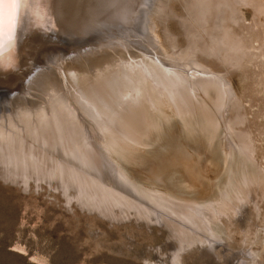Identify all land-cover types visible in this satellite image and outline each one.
I'll return each instance as SVG.
<instances>
[{
    "label": "bare ground",
    "instance_id": "6f19581e",
    "mask_svg": "<svg viewBox=\"0 0 264 264\" xmlns=\"http://www.w3.org/2000/svg\"><path fill=\"white\" fill-rule=\"evenodd\" d=\"M63 1L23 0L18 10L15 39L9 42L5 37L0 47V74L21 70L19 64L23 54L30 53L26 49L27 41L33 36V28L51 25L52 29L60 26L62 29H85V26L94 25L93 19L107 14L94 11V0H78L80 4L77 2L75 8L74 2H71L67 6L71 7L70 13L64 12L63 4L59 3ZM149 1L144 28L136 35L138 41L131 40L132 36H122L116 32L99 35L86 45L79 43L68 46L69 49L61 47L50 53L44 51L46 54L39 63L51 70L39 74L29 83L25 82L18 96L14 99L10 97L0 104V156L3 159L4 155L17 159L21 164L26 162L30 169L44 168L46 171L48 164L49 171L46 172L51 174L53 180L55 177V180L70 185V188H79L83 194L86 187H90V190L93 189L90 193L98 198L96 200L95 195H91L92 201H97L98 212L101 209L110 216L111 208L120 207L133 210L138 218L144 220L159 219L164 226L173 229L179 241V248H174L175 254L168 264H183L180 252L203 243L207 244L208 248L205 249L217 258H221V254L231 256L232 264L236 256L242 253L229 249L230 243L221 235V225L230 228L235 223L245 224L249 211L253 209L255 214L260 212V205L253 199L256 189L247 186L253 184L250 181L252 178H246L244 183L235 182L238 194L243 191L245 194L241 202H234L238 207L227 198L219 202L211 198L214 203L197 204L191 200H181L155 185L148 187L143 181V185L134 181L122 165L132 164L139 155L154 153L155 147L166 138V129L177 123L184 135L198 134V138L202 135L210 146H218L219 152H222L223 168L227 170L236 152L250 156L246 129L240 128L245 127L243 116L240 117L238 113L235 91L227 76L204 66L199 60L200 50L196 48L180 50L173 45L171 49H165L156 35L154 19L164 11L166 0ZM234 3L246 4L248 0H202L192 9L197 25L205 23L201 24L207 13L212 16L211 21L213 19L211 39L205 50L207 55L218 58L224 52V55H230L232 61L238 60L241 47L239 38L232 46L233 42H229L230 36L224 29L227 22L223 23L228 15L237 22L238 16L234 14L238 10ZM96 23L99 26L100 21ZM36 43H39L38 39ZM232 113L235 116L231 119ZM85 120L88 129L99 136V145L115 167L121 184L115 186L118 191L103 188L104 184L97 185V181L93 183L90 177L88 180L85 178L87 149L91 151L85 144ZM30 142L36 144V148L39 147L38 152ZM44 150L58 152L66 162L74 163L78 170L71 166L69 169L67 164L64 166L61 162L56 163L55 159L52 162ZM29 167L26 166L25 170L28 171ZM33 171L38 173L37 170ZM227 196L232 199L231 195ZM246 224L249 227L248 222ZM244 259L242 264L254 263L253 259L248 261L246 256Z\"/></svg>",
    "mask_w": 264,
    "mask_h": 264
},
{
    "label": "rangeland",
    "instance_id": "374dc122",
    "mask_svg": "<svg viewBox=\"0 0 264 264\" xmlns=\"http://www.w3.org/2000/svg\"><path fill=\"white\" fill-rule=\"evenodd\" d=\"M94 1V11H98V14L104 11L107 14L93 19L92 26H85V29L79 28V30H71L69 27L68 30L66 27L62 29V26L52 29L51 25L46 28L41 27L43 31L39 29V26L36 29L33 28L34 31H31L33 36L27 41L26 49L30 53L23 54L19 64L21 70L0 74V104L20 91L35 65L45 56V52L50 53L61 47L69 49L70 45L85 44V40H96L99 35L116 32L122 36H132L133 41L139 40L136 35L144 28L145 10L150 4L149 0ZM199 1L202 2V0L164 1L166 5L164 11L154 19L155 32L165 49H171L173 45L180 50L196 48L200 50L199 60L204 66L227 76L235 91L238 113L240 117H244L242 119L245 127L240 126V128L246 129L250 156L236 152V156L232 155L227 170L223 168L222 152H219L221 150L217 148L218 146H210L202 135L199 138L198 134L186 137L177 123L166 129L165 137L170 140L180 136L193 155H185L177 161L169 150H162L165 144L160 143L156 153L139 155L132 164L122 165L134 181H139L138 183L142 185L145 183L144 185L148 187L155 185L154 187L157 186L156 188L160 190L162 188L164 192L171 193L181 200L188 202L191 200L197 204L219 202L220 199L226 198L233 204L239 203L245 194L244 191L238 194L236 183L238 181L244 183L246 178L248 180L252 178L250 181L253 184L247 186L249 188L253 186L256 189L253 199L260 205V212L256 215V211L250 209L249 217L247 216L246 219L249 227L247 222L235 223L230 228L221 225L223 229L221 235L230 243L229 249L242 253L236 256L232 264H239V262L242 264L245 262V256L249 258L248 261L253 259L256 264H264V0H252V2L248 0V3L239 5L234 3L238 10H236L238 13L234 14L238 16V19L235 17L237 22L230 19L229 15L227 20L223 21V23L227 22L224 24L226 25L224 29L229 34L228 37L230 36L229 42H233L230 44L235 45L234 41L239 38V46L243 45L242 50L241 47L239 49L238 60L234 61L229 54L224 55V52L222 53L224 57H218L220 60L216 56L205 53L211 39L213 19L211 21L212 16L207 13L204 19L208 21H202L201 24L205 22L203 26L197 25L192 9ZM63 2H59L65 8L62 7V10L70 13L71 7L67 8V6L74 2L75 8L78 0ZM96 21H100L99 26L96 25ZM72 26L71 23L70 27ZM233 115L235 116L232 113L231 119L234 118ZM30 144L35 151H39L36 144L32 142ZM85 144L88 145L87 148H91L92 154L96 155L93 158L96 160L97 168L95 170L85 168V178L88 180L90 177L93 183L97 181V185L104 184L103 188L118 191L119 189L115 186H121V184L117 174L110 167L105 168L100 157L98 147L101 142L93 136L87 137ZM212 148L217 149L214 151ZM87 150L90 151L89 148ZM44 152L48 158L51 157L49 159H52V162L57 160L56 163L61 162L65 164L64 166L68 165L67 168L71 166L70 168L78 170L74 163L66 162L58 152L54 153L50 150H44ZM217 152L221 156L216 155ZM34 153L37 156V153ZM1 156L0 264H168L172 255L175 254V249L179 248V241L173 229L164 226L159 219L144 220L138 218L133 210L128 211L120 207L111 208L110 216L103 213L101 209H99L100 213L97 211L99 208L97 201H92L95 195L90 193L92 188L90 190V187L89 189L86 187L87 193L84 192V195L79 188L74 186L70 188V185L59 182V179L55 180L57 178L54 176L53 180L52 176L50 177L51 174L46 172L49 171L48 164L46 171L44 168L43 170L42 168L30 169L26 162L21 164L17 159L15 162L14 158L4 155L3 159ZM159 157L160 159L165 157L164 162L159 160ZM7 158L13 165L6 160ZM24 164L25 167L22 168ZM146 165L148 168L145 167ZM26 166L29 167L28 171L25 170ZM33 170H37L38 173ZM140 177L143 178L140 179ZM156 177L162 178L160 185L153 183L151 179ZM227 195H231L234 200L229 199ZM88 197L91 198L88 200ZM95 199L98 200L97 197ZM86 201L91 204L85 205ZM205 248H208L206 243L195 244L186 251L180 252L182 263L231 264L232 258L228 254L226 256L221 254V258H217Z\"/></svg>",
    "mask_w": 264,
    "mask_h": 264
},
{
    "label": "water",
    "instance_id": "95a60500",
    "mask_svg": "<svg viewBox=\"0 0 264 264\" xmlns=\"http://www.w3.org/2000/svg\"><path fill=\"white\" fill-rule=\"evenodd\" d=\"M90 41L92 42L93 40L92 39H88V40H85V45L88 44L87 42ZM82 45V44H81ZM47 70H51L49 68H46L44 66H41L40 63L36 64L35 65V68L33 69L32 72H30V75L29 77L26 79V82L29 83L30 80L36 78L39 74L47 71ZM19 95V92L15 95H12L11 98H15L16 96ZM85 132H86V135L87 137L89 138H92L93 136L96 138V139H100L99 136H95L91 131L90 129H88V122L85 120ZM178 128V127H177ZM184 134V133H183ZM186 136V135H185ZM187 137V136H186ZM189 140H191L189 138ZM100 141V140H99ZM165 141V142H164ZM162 144H165V146L162 147V150H169L170 154L172 156H174V159H176L177 161L181 160V158H183L185 155H191L192 153L189 152V150L187 149L186 147V144L184 143L183 139L179 136L177 137V139H167L165 138L163 140V142H161ZM160 145H157L154 149V152L156 153L157 152V149ZM172 146V147H170ZM187 146H189L190 148H192L191 145L187 144ZM99 150H100V157L102 158L103 162H104V167L106 168V166L110 167L112 170H114L115 174H116V171H115V167L114 165L109 161L108 157L106 156L103 148L101 145H99ZM90 150V149H89ZM193 155V154H192ZM96 157V155L91 151H88L87 150V158H88V162L86 163V168L88 169H91V170H95L97 169L96 168V163H95V159L93 158ZM159 156V154H158ZM93 158V160H92ZM161 157H159V160H163L162 162H164V158L165 157H162V159H160ZM167 159H165L166 161ZM145 167L148 168V165H146ZM153 179V183L157 184V185H160L161 182H162V178H159V177H156V178H151ZM119 180V179H118ZM119 183H120V180H119Z\"/></svg>",
    "mask_w": 264,
    "mask_h": 264
},
{
    "label": "snow or ice",
    "instance_id": "6c2138e0",
    "mask_svg": "<svg viewBox=\"0 0 264 264\" xmlns=\"http://www.w3.org/2000/svg\"><path fill=\"white\" fill-rule=\"evenodd\" d=\"M23 0H0V47L5 37L9 42L15 39L18 26V10Z\"/></svg>",
    "mask_w": 264,
    "mask_h": 264
}]
</instances>
